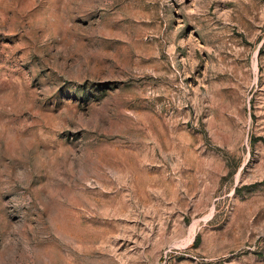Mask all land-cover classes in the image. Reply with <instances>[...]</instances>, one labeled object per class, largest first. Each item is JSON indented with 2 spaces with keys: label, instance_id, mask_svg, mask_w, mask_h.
<instances>
[{
  "label": "rangeland",
  "instance_id": "obj_1",
  "mask_svg": "<svg viewBox=\"0 0 264 264\" xmlns=\"http://www.w3.org/2000/svg\"><path fill=\"white\" fill-rule=\"evenodd\" d=\"M0 264H264V0H0Z\"/></svg>",
  "mask_w": 264,
  "mask_h": 264
}]
</instances>
